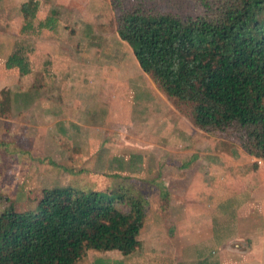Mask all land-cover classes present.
Wrapping results in <instances>:
<instances>
[{"label":"rangeland","instance_id":"obj_1","mask_svg":"<svg viewBox=\"0 0 264 264\" xmlns=\"http://www.w3.org/2000/svg\"><path fill=\"white\" fill-rule=\"evenodd\" d=\"M27 1L0 0V103L9 97L4 112H0V211L10 203L19 210L30 209L44 189L70 186L105 194L130 188L149 201L147 220L135 253L121 262L118 253L88 250L76 264H142L141 258L150 264V255L162 258L157 264H170L171 259L165 262V256H170L173 248L175 250L176 240L175 234L168 230L170 220L159 215L162 222L159 227L149 215L151 210L155 213L158 206V193L165 191L159 182L171 175L163 172L164 161L167 159L170 166L177 167L176 177H182L179 184L193 185L185 194L177 184H172L175 190L169 193H177L182 198L179 205H186L184 198L187 197L193 203L200 201L206 210H210L216 199L209 190L205 192L209 198H203L204 192L195 190V185L208 183L212 178L223 180L231 173L241 180L242 174L238 169L229 171L223 163L218 164L220 169L217 170L216 162L212 175L199 172L202 181L192 178L194 174L188 171L192 163L195 168L198 165L197 156L184 157L181 163L178 157H166L165 151L179 153L186 149L183 148L186 140L198 150L216 144L211 141L213 138L219 150L225 144L230 150L232 145L238 149V144L219 134H208L210 139L198 141L193 136L203 132L196 130L188 118L173 107L168 109L170 112L162 110L163 104H168L167 99L140 70L132 50L119 39L110 0H33L39 4L37 18L32 21L35 31L22 32L20 6ZM153 1L162 8L192 10L196 7L194 0ZM67 6H73L77 12L66 13ZM50 10L56 11L58 27L55 32L37 28ZM60 52L85 59L83 68L73 65L65 77L57 58ZM14 53L27 56L33 66L31 74L22 77L5 70L7 57ZM67 77L74 82V88L79 87L72 95L79 102L65 109L60 106L64 96L62 89L59 90L62 78ZM94 85L106 91L97 96L95 88L98 87ZM84 88L90 89L85 91ZM152 92L158 98L145 111L144 107L152 100L149 98ZM167 113L165 121L149 124L154 114L158 120ZM258 179L253 175L255 182L251 184L254 188L252 203L258 200L253 204L255 210L261 205L260 199L264 201V188L259 191L257 187L261 182ZM234 190L222 188V205L211 207L215 213L214 224L218 230L222 224L227 226L225 237H244L253 246L264 228V213L262 220L252 222L249 228L243 220L250 207V204L244 205L247 197L242 194L230 201L223 198V192ZM202 205L198 203L199 209ZM255 228V234L244 235L248 229ZM149 244H156L157 249L146 255L143 248H148ZM208 246H196V257H208Z\"/></svg>","mask_w":264,"mask_h":264},{"label":"trees","instance_id":"obj_2","mask_svg":"<svg viewBox=\"0 0 264 264\" xmlns=\"http://www.w3.org/2000/svg\"><path fill=\"white\" fill-rule=\"evenodd\" d=\"M194 1V9L179 10L153 0H110L116 33L196 130L234 140L264 161V0ZM38 11L37 1L20 6L22 32L35 31ZM56 27L55 10L37 25ZM4 67L22 77L33 68L20 53ZM5 102L9 97L0 112ZM148 207L147 197L130 188L44 189L34 207L10 203L0 211V264H76L88 250L128 257L140 245Z\"/></svg>","mask_w":264,"mask_h":264},{"label":"crops","instance_id":"obj_3","mask_svg":"<svg viewBox=\"0 0 264 264\" xmlns=\"http://www.w3.org/2000/svg\"><path fill=\"white\" fill-rule=\"evenodd\" d=\"M67 12L66 9L64 10L66 13H69V11H76V9L70 8V6H67ZM65 22V20H64ZM58 27V25H57ZM56 27V29H57ZM8 58V57H7ZM59 61L62 64V71L64 76H67L68 72H71L70 67L73 65H77L79 68H83V63L85 59H78L74 56H70L67 53L60 52L58 53ZM85 70V69H82ZM74 82L71 81V78H62L60 82V88L59 92H61V89L63 91L64 99L60 106H64L65 109H68L75 105V103L79 102V100L74 96V91H78L79 87L74 88ZM93 86V84H92ZM64 87V88H63ZM98 87L95 88V91L97 96L99 94H102L103 90L100 85L95 86ZM85 91H88L90 88H84ZM81 90V88H80ZM94 97L96 98V94H94ZM156 97L158 98V95L155 94V92H152L149 101V104L144 107V110H148L150 106L154 105L153 103L156 100ZM166 102L169 104V102L166 100ZM167 104V105H168ZM167 105L163 104V111H166L168 109H172L171 104H169V108ZM170 112V110H168ZM155 117H152L149 120V124H156L157 122L165 121V116H168L167 114H164L157 120L156 114H154ZM168 121H171L169 118ZM170 127V126H169ZM151 131L152 128H151ZM154 132V131H153ZM196 136H193L197 138V140H207L210 139L208 134H195ZM187 136V135H186ZM185 136V137H186ZM216 144H212V146L205 147L201 149L199 147L198 149H195L191 145H188V142H184V147L186 149L179 151H170V156L167 151L166 157H170L173 159L174 157L180 158L181 163L184 162L182 160L184 157L193 159L195 156L199 158L198 165L195 166L192 165L189 168V173L194 174L192 178H198L199 180H202L203 176L199 174L201 173H209L210 175L213 174V165L217 162L216 169L219 170V166L222 165V163L227 167L229 171L236 170L242 174V179L240 180V177L237 175L226 174L224 176V179L219 178H212L209 179L208 183L204 182H198L195 186V190H202L204 192L203 198H209L205 195L206 190H209L212 197H215L216 203L214 205H210L211 207L217 206L220 204L222 205V199H221V192L222 188L224 189H235L233 192H223V198L226 201H230L233 198H237L242 196L247 197L245 199L244 205L250 204V207L246 210V214L243 217V220L247 222V226L250 228L252 226V222L258 221V219L262 220V216L264 213V201L262 198L260 199V207L259 209L255 210L253 208V204L257 203L258 200L255 203H252L253 199V187H251V184H253L255 181L253 180V175H256L259 179L260 185L257 187L262 191L264 188V161L256 159L248 154H246L239 145H237V148H234L235 146L232 145L231 150L229 148V145H222L220 146L221 150L217 149V141L213 138V140ZM231 145V144H230ZM230 151V152H229ZM166 163L164 165L163 172L164 173H170V176L164 177L162 181L159 182V185L165 187V191L158 193L157 195V207L155 210V213L153 210L150 212V218H155V223L159 225V227H162L161 225V218H168L170 222L168 223V230L171 234H175V250L174 248L170 251L171 255L165 256V262H168L169 259H171L170 264H264V228L262 229V232L258 233V241H256L255 245H251L249 239L244 237H237L236 235L232 237H225L224 234L228 232V228L226 225L221 226L219 230L216 228V225L214 224V216L215 213L212 212L211 207L210 210H206L202 203L200 201H197L193 203L192 199L186 197V205L180 204V201L182 198L178 196L177 193H169L170 191H174L172 184H177V188L181 189V191L185 194L190 192L192 190L193 185L190 184H179L182 182L181 178L176 177V173L178 172L177 167L173 164L170 166L171 162L167 161V159L164 161ZM220 164V165H218ZM182 167V165H180ZM196 176V177H195ZM247 179V180H246ZM261 180V181H260ZM203 181V180H202ZM206 185V186H205ZM173 187V188H171ZM168 188V190H166ZM171 188V189H170ZM250 188V191L249 189ZM237 189V190H236ZM244 192V193H243ZM182 193V194H183ZM193 196V195H191ZM220 197V199H219ZM165 200L166 203H164L162 200ZM188 202V205H187ZM198 203L202 205V208L199 209ZM160 205H163V210L160 208ZM165 206V207H164ZM221 208V207H220ZM227 215V213H225ZM147 220V218H146ZM165 220V219H164ZM225 220V219H223ZM158 222V223H157ZM172 222V223H171ZM152 224V227L153 225ZM164 226V224H163ZM256 226V223H255ZM264 226V225H263ZM144 228V227H143ZM149 229V228H148ZM255 229H248L247 232L244 235H253ZM143 229L141 230V232ZM140 232V233H141ZM257 233V232H256ZM255 234V233H254ZM139 241H140V235ZM172 243V242H171ZM209 244V248L207 249V254H209L208 257H196V246L204 247ZM162 245V244H160ZM144 253L146 255L151 254V252H155L156 244H149L148 248L144 247ZM209 250V251H208ZM106 253H118V255L121 256L120 261L125 262L126 259L129 257H123L120 252L118 251H109ZM133 255V254H132ZM131 256V255H130ZM203 256V255H201ZM142 259V260H141ZM142 264H146L145 260L141 258ZM162 258H157L156 256H149L148 263L153 264L157 261H161ZM139 261V260H138Z\"/></svg>","mask_w":264,"mask_h":264}]
</instances>
